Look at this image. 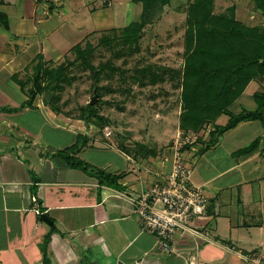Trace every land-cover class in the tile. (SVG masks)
<instances>
[{
  "label": "crops",
  "instance_id": "1",
  "mask_svg": "<svg viewBox=\"0 0 264 264\" xmlns=\"http://www.w3.org/2000/svg\"><path fill=\"white\" fill-rule=\"evenodd\" d=\"M191 1L170 0L165 8L177 12ZM231 6L238 21L264 23L254 0H215L214 11ZM0 11L9 21L8 29L0 25V264H44L45 257L48 264H254L244 256L250 253L264 261L261 121H241L214 144L209 136L200 142L192 179L209 196L208 219L193 223L207 234L180 232L177 252L165 254L143 229L135 199L169 169L163 157L170 144L115 145L94 117L86 124L85 117L58 113L42 95L27 105L31 83L23 88L15 75L28 77L38 55L59 62L96 32L140 22L141 0H0ZM257 91H264V78L250 80L230 110L256 109ZM228 119L222 113L215 124ZM256 139L252 151L239 153ZM76 143L70 155L89 169L59 155ZM95 168L118 175L119 186L101 183Z\"/></svg>",
  "mask_w": 264,
  "mask_h": 264
},
{
  "label": "trees",
  "instance_id": "2",
  "mask_svg": "<svg viewBox=\"0 0 264 264\" xmlns=\"http://www.w3.org/2000/svg\"><path fill=\"white\" fill-rule=\"evenodd\" d=\"M141 1L143 3L141 21L122 29L126 40L132 38L137 40L148 24L156 18L161 19L167 12L166 5L170 2V0ZM214 2L215 0H193L186 8L178 9L186 14L185 54L182 66L178 67L183 68L181 98L184 110L180 115V127L185 130H198L205 124L213 123L214 129L210 132L208 145L214 144L220 135L236 127L241 121L259 120L264 124V91L255 92L258 107L254 110L244 109L240 113H234L229 108L243 93L250 80L264 78V23L247 24L238 21L232 6L222 12H216ZM254 2L256 7L261 8V17L264 21V0ZM0 25L9 28L8 16L2 11ZM109 40V37H102L100 43ZM84 42L72 47L71 52L75 54L73 60L66 59L53 65L54 62L46 61L38 55L26 67V71H31L27 79H20L15 75V79L23 88L26 83H31L26 90L29 95L27 105H33L37 97L42 95L46 104L54 111H60L57 100L65 82L70 80V68L78 62L96 68L89 60L94 46L89 42L84 46ZM95 72L98 77L100 72ZM98 95L101 98L100 87ZM80 111V117H86L88 120L93 117L98 120L105 119L99 114L96 104L91 102L81 106ZM222 113L227 114L229 119L225 125H216L215 120ZM258 144L259 140L256 139L249 146L240 149L239 153L252 151ZM78 149L79 144L76 143L60 151L59 155L66 157L72 165L89 169L90 164L70 155L71 152H78ZM93 171L101 183L119 186L118 175L100 168ZM45 263L48 264L47 257Z\"/></svg>",
  "mask_w": 264,
  "mask_h": 264
},
{
  "label": "rangeland",
  "instance_id": "3",
  "mask_svg": "<svg viewBox=\"0 0 264 264\" xmlns=\"http://www.w3.org/2000/svg\"><path fill=\"white\" fill-rule=\"evenodd\" d=\"M185 20L183 11L167 10L161 19L148 24L137 40H126L122 30H104L86 38L84 46L86 42L94 46L89 60L96 68L80 62L70 68V80L65 82L57 100L58 113L80 117L81 106L90 102L94 88L100 87L101 98L98 95L96 106L105 119L94 118V121L102 127L111 126L115 145L161 149L171 144L184 110L183 68L178 67L182 66L185 54ZM102 37H109V42L100 43ZM74 58L75 54L70 52L53 65ZM95 71L100 72L98 77ZM199 218L208 219L207 216ZM244 256L254 264H264L258 254Z\"/></svg>",
  "mask_w": 264,
  "mask_h": 264
},
{
  "label": "built area",
  "instance_id": "4",
  "mask_svg": "<svg viewBox=\"0 0 264 264\" xmlns=\"http://www.w3.org/2000/svg\"><path fill=\"white\" fill-rule=\"evenodd\" d=\"M105 1L112 4V0ZM213 129V123L198 130L179 127L168 146L169 152L163 157L169 169L158 172L154 182L135 199V212L143 229L156 236L158 248L165 254L177 252V235L180 232L198 236L207 234L192 225L195 218L207 215L209 204V196L201 185L193 182L192 175L199 144ZM102 131L108 137L113 133L109 125L103 126ZM189 264L200 263L192 259Z\"/></svg>",
  "mask_w": 264,
  "mask_h": 264
},
{
  "label": "water",
  "instance_id": "5",
  "mask_svg": "<svg viewBox=\"0 0 264 264\" xmlns=\"http://www.w3.org/2000/svg\"><path fill=\"white\" fill-rule=\"evenodd\" d=\"M97 101H98V89H97V87H95V88H94V94H93V96H92L90 102H91L92 104H96ZM85 122H86V124H87V118H86V117H85ZM41 218H45V219L48 220V216H47L46 214L41 215Z\"/></svg>",
  "mask_w": 264,
  "mask_h": 264
}]
</instances>
